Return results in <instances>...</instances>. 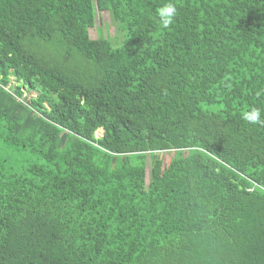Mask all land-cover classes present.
Wrapping results in <instances>:
<instances>
[{
  "label": "trees",
  "instance_id": "obj_1",
  "mask_svg": "<svg viewBox=\"0 0 264 264\" xmlns=\"http://www.w3.org/2000/svg\"><path fill=\"white\" fill-rule=\"evenodd\" d=\"M168 2L0 0V264H264V0Z\"/></svg>",
  "mask_w": 264,
  "mask_h": 264
},
{
  "label": "rangeland",
  "instance_id": "obj_2",
  "mask_svg": "<svg viewBox=\"0 0 264 264\" xmlns=\"http://www.w3.org/2000/svg\"><path fill=\"white\" fill-rule=\"evenodd\" d=\"M115 35H116V31L112 24V20L110 18L109 13L99 11L95 0V18H94L93 27L90 29V36L92 40H97L100 37L108 38L109 40H112L113 38H115ZM116 43L114 45L115 47L120 46V44L118 43L116 44ZM14 84H15L14 80L12 79V85ZM103 133H104L103 130H99L97 132V137L98 138L102 137ZM163 158L167 163L169 159L172 158V156L170 154H164Z\"/></svg>",
  "mask_w": 264,
  "mask_h": 264
},
{
  "label": "clouds",
  "instance_id": "obj_3",
  "mask_svg": "<svg viewBox=\"0 0 264 264\" xmlns=\"http://www.w3.org/2000/svg\"><path fill=\"white\" fill-rule=\"evenodd\" d=\"M176 14L177 8L171 0L157 10L159 22L164 29L169 28V26L173 24ZM256 95L259 97L262 93L257 92ZM242 118L252 125L264 126V118H262V110L260 108L254 107L250 111H245Z\"/></svg>",
  "mask_w": 264,
  "mask_h": 264
}]
</instances>
